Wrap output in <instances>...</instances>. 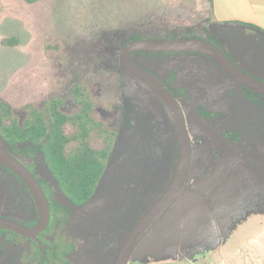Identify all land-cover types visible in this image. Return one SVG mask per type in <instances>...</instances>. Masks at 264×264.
Returning a JSON list of instances; mask_svg holds the SVG:
<instances>
[{"label":"rangeland","instance_id":"374dc122","mask_svg":"<svg viewBox=\"0 0 264 264\" xmlns=\"http://www.w3.org/2000/svg\"><path fill=\"white\" fill-rule=\"evenodd\" d=\"M212 24L209 0H0V100L20 118L26 103L41 106L52 96L61 97L63 110L72 112L78 109L72 88L82 85L95 102V116L116 131L93 197L82 207H71L67 224L57 230L76 242L70 255L73 264L113 263L125 231L161 192L176 158L175 133L162 105L121 68L123 44L133 35L219 39ZM227 42L244 55L256 75L244 71L264 81V35L242 30L230 33ZM133 59L177 97L192 141L184 188L157 223L164 233L168 224L182 219L184 203L203 202L197 189L204 170L209 172L211 202L215 188L244 186L239 175L252 164V169L264 170V103L249 100L240 85L203 55L146 53ZM130 90L133 96L142 95L144 103ZM196 105L215 115L203 118ZM91 144L101 148L104 141L94 133ZM36 164L39 176L55 187L56 199L71 206L41 155ZM0 216L21 222L36 216L25 187L1 165ZM151 231L127 264L145 244L165 241H155ZM182 231L176 229L171 236L178 239ZM27 248L25 242L4 245L0 239V264H21Z\"/></svg>","mask_w":264,"mask_h":264},{"label":"trees","instance_id":"16d2710c","mask_svg":"<svg viewBox=\"0 0 264 264\" xmlns=\"http://www.w3.org/2000/svg\"><path fill=\"white\" fill-rule=\"evenodd\" d=\"M24 1L27 3H34L37 0ZM140 38L145 37L133 35L129 37L125 43ZM205 39L212 41L228 55L223 49L218 37L208 36L205 37ZM7 42H10V39H7ZM146 53L150 55L195 54L151 53L142 51L135 52L134 54L141 55ZM228 56L236 63L230 55ZM242 88L247 98L253 103L258 105L264 103V97L244 87ZM179 91L183 92V89H179ZM71 94L72 103L78 106L77 110L72 112L64 111L63 99L59 96H52L41 106H36L33 103H26L22 107L25 113L22 118L16 114L14 108L9 103L0 100V137L5 147H7L13 155L17 156V158L35 175L49 201L50 221L46 229L40 232L39 235L41 243L43 245H48L45 258L47 259L50 257L51 260H53L54 255L61 251V264H73L69 259H66L64 254L72 253L76 248V242L74 240H65L64 236L62 234L59 235L60 233L59 231L57 232V230L64 228L67 224L71 213V207H82L93 197L105 173L106 163L112 151V142L116 135L115 130L106 127L104 123L95 116V102L90 92L85 87L82 85H75L72 88ZM195 111L203 118L215 115V112L208 111L200 105H196ZM94 133L99 134L103 139V147L96 148L91 144L92 135ZM38 155L42 156L44 163L56 182V188L64 195L71 206L59 202L55 197V187L39 176L36 164ZM1 167L11 173L25 187L30 195L26 185L20 178L16 177V175L4 166L1 165ZM14 200L15 202L17 201L15 198ZM7 217L12 218L11 216ZM36 218L37 213L32 220L28 222H19L25 225H33ZM45 236L54 237L49 242L44 239ZM0 237L1 243L4 245L15 243L20 240L29 241V249L36 252L33 256H36V259L40 257L41 248L36 240L23 237L6 229H0Z\"/></svg>","mask_w":264,"mask_h":264},{"label":"crops","instance_id":"0c3cea01","mask_svg":"<svg viewBox=\"0 0 264 264\" xmlns=\"http://www.w3.org/2000/svg\"><path fill=\"white\" fill-rule=\"evenodd\" d=\"M209 4L223 49L241 69L256 75L227 37L242 30L264 35V0H209ZM260 163L264 166V161ZM254 165L239 175L244 186L215 188L212 202L209 172L204 170L197 189L203 202L184 203L182 219L168 224L163 234L156 224L151 229L155 241H165L145 244L129 264H264V170L252 169ZM176 229H183L178 239L171 236Z\"/></svg>","mask_w":264,"mask_h":264},{"label":"water","instance_id":"95a60500","mask_svg":"<svg viewBox=\"0 0 264 264\" xmlns=\"http://www.w3.org/2000/svg\"><path fill=\"white\" fill-rule=\"evenodd\" d=\"M138 51L205 55L214 61L231 81L264 97V81L242 70L222 49L208 39L195 36L145 37L130 40L123 45L119 53L121 68L133 83L143 86L160 101V105L163 106L173 127L177 152L168 181L157 197L125 231L112 264H127L139 242L174 204L184 188L192 161V141L189 131H187L188 127L182 106L177 97L161 80L133 60V54ZM130 93L136 101H145L142 95L133 96L132 90ZM0 165L11 171L26 185L37 213L35 223L30 226L7 216H0V229L11 230L41 243L38 235L46 229L50 220L49 201L35 175L5 147L1 137Z\"/></svg>","mask_w":264,"mask_h":264},{"label":"flooded vegetation","instance_id":"af4514ba","mask_svg":"<svg viewBox=\"0 0 264 264\" xmlns=\"http://www.w3.org/2000/svg\"><path fill=\"white\" fill-rule=\"evenodd\" d=\"M196 54V53H195ZM132 58H133V56H132ZM134 60V59H133ZM139 65V64H138ZM142 67V66H141ZM145 69V68H144ZM147 70V69H146ZM150 72V71H149ZM153 74V73H152ZM154 75V74H153ZM158 78V77H157ZM159 79V78H158ZM160 80V79H159ZM162 81V80H161ZM163 82V81H162ZM137 86H139V87H142V88H144L143 86H141V85H139V84H137V83H135ZM163 84L165 85V83L163 82ZM166 87H167V85H165ZM168 88V87H167ZM145 89V88H144ZM169 89V88H168ZM146 90V89H145ZM170 90V89H169ZM147 91V90H146ZM171 91V90H170ZM149 92V91H148ZM172 92V91H171ZM150 93V92H149ZM173 93V92H172ZM151 94V93H150ZM174 94V93H173ZM152 95V94H151ZM154 96V95H153ZM155 97V96H154ZM156 98V97H155ZM159 101V100H158ZM160 102V101H159ZM140 103L141 104H143L144 102L142 101V100H140ZM161 104V103H160ZM163 107V106H162ZM164 109V108H163ZM165 111V110H164ZM141 112V111H140ZM148 113V112H147ZM140 115H143V114H145L144 112L142 113H139ZM165 114H166V112H165ZM166 116H167V114H166ZM167 119H168V116H167ZM169 120V119H168ZM170 121V120H169ZM171 123V122H170ZM188 131V130H187ZM190 134V133H189ZM191 138V137H190ZM106 170V169H105ZM50 221V220H49ZM49 224V223H48ZM28 226H30V225H28ZM44 231V230H43ZM40 235V234H39ZM39 235H38V239H39ZM59 235H61V234H59ZM64 236V235H63ZM50 236H45L44 237V239H46L47 241H51L52 240V238L54 237V236H51V238H49ZM27 238H29V237H27ZM32 239V238H31ZM64 239L65 240H68V239H66V237L64 236ZM40 240V242H41V239H39ZM72 240V239H71ZM75 241V240H74ZM22 242H25V243H27L28 244V248L25 250V251H23V253H22V255H21V257H20V263L21 264H61V262H62V253H61V251H59V252H57L55 255H54V259L53 260H51V258L50 257H48L47 259L45 258L46 256V249L48 248V245H43L42 243H38L39 245H40V248H41V252H40V257H38V259H36V256H33L34 254H36V252H33V251H31L30 249H29V247H30V242L29 241H26V240H22ZM21 242V240L20 241H18V242H15V243H9V244H6V245H17V244H19V243H22ZM43 246V247H42ZM73 253V252H72ZM72 253H70V254H67V253H65L64 255H65V257H66V259H69L70 260V255L72 254ZM71 261V260H70ZM72 262V261H71Z\"/></svg>","mask_w":264,"mask_h":264}]
</instances>
